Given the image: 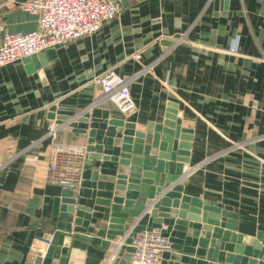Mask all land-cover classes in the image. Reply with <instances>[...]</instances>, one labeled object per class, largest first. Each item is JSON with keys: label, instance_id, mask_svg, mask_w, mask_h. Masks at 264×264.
Instances as JSON below:
<instances>
[{"label": "crops", "instance_id": "crops-1", "mask_svg": "<svg viewBox=\"0 0 264 264\" xmlns=\"http://www.w3.org/2000/svg\"><path fill=\"white\" fill-rule=\"evenodd\" d=\"M25 1L0 0L8 32L36 30ZM48 51L43 78L23 61L0 68V264L43 255L37 233L59 222L53 200L64 190L46 180L50 130L59 127L60 144H87L50 118L51 106L79 114L96 104L143 133L173 107L190 130L182 194L234 214L235 233L264 235V0H134L92 36ZM111 71L131 79L128 115L92 83Z\"/></svg>", "mask_w": 264, "mask_h": 264}, {"label": "water", "instance_id": "water-1", "mask_svg": "<svg viewBox=\"0 0 264 264\" xmlns=\"http://www.w3.org/2000/svg\"><path fill=\"white\" fill-rule=\"evenodd\" d=\"M133 1L119 0L123 6ZM51 56L48 51L22 61L28 72L35 70L43 78L40 68ZM173 110L143 133L106 110L76 114L49 108L57 125L67 124L87 138V164L79 189H64L53 200L52 215L59 222L54 232L38 231L47 248L28 264H100L124 232L151 229H160L170 242L160 264H264L262 233L237 234L234 214L182 194L179 178L188 171L189 144L184 141H190V130L181 128ZM170 183L175 186L164 191ZM130 243L120 249L118 264L130 259Z\"/></svg>", "mask_w": 264, "mask_h": 264}, {"label": "built area", "instance_id": "built-area-1", "mask_svg": "<svg viewBox=\"0 0 264 264\" xmlns=\"http://www.w3.org/2000/svg\"><path fill=\"white\" fill-rule=\"evenodd\" d=\"M21 9L37 16V28L26 33L8 32L5 24L0 23V68L92 36L103 23L119 16L122 5L118 0H26ZM130 80L111 71L96 77L92 83L102 90L105 101L113 104L121 115H128L135 109L128 86ZM95 106L93 104L86 110L90 113ZM58 132L59 127H54L48 133L53 142L46 180L60 189L76 191L86 166V148L82 144L58 143ZM129 239L132 251L125 264H160L170 247L169 239L160 229L132 235L128 231L109 251L104 264H118V253L128 246Z\"/></svg>", "mask_w": 264, "mask_h": 264}]
</instances>
